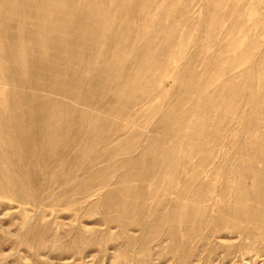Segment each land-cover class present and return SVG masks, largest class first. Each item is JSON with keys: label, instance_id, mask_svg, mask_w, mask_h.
<instances>
[{"label": "rangeland", "instance_id": "rangeland-1", "mask_svg": "<svg viewBox=\"0 0 264 264\" xmlns=\"http://www.w3.org/2000/svg\"><path fill=\"white\" fill-rule=\"evenodd\" d=\"M261 28L264 0H0V52L23 38L12 53L25 59V83L0 75V92L27 93L0 98V264H264V105H247L264 99ZM40 38L56 48L42 55ZM48 98L76 105L72 126L91 112L51 148L26 116ZM127 175L132 197L117 212Z\"/></svg>", "mask_w": 264, "mask_h": 264}, {"label": "bare ground", "instance_id": "bare-ground-1", "mask_svg": "<svg viewBox=\"0 0 264 264\" xmlns=\"http://www.w3.org/2000/svg\"><path fill=\"white\" fill-rule=\"evenodd\" d=\"M48 23L50 24V22H47L46 21V23H45L46 26L45 27H47L49 29L52 28L51 29L52 31L54 30L56 32H62L64 30L57 23H55V24L58 25L57 27H56L55 24L53 26L47 25ZM259 30H260V33L261 34L262 33L264 34V28H261ZM35 32L36 33H39V31L36 30V29H35ZM104 32H105V29H104ZM22 39L23 38H20V41L19 42L15 43V44H10L7 47V50L6 51L9 52V53H4L2 51L0 52V60H9L12 64H14V67L11 68V69H9V70H4L3 68H0V75L2 76V78L4 80H8L9 82H11L13 84L20 83L21 85H22V82L25 83V76H22L19 73L18 69L15 68V66L17 67L18 64L23 65V63H25V59H22L21 57H19L17 55H14L12 52H15V50H17L18 48H21L23 46L21 44V42H22L21 40ZM38 42H39V44H38L39 51L38 52H40L42 55H46L49 51L52 50V48H54V49L56 48L55 47L56 45H54V46L51 47L49 44H47L43 40V38H40V40ZM57 43H61L60 42V39H57ZM258 44H259V42H258ZM4 49H5V47H4ZM248 49H250V48H247L242 53V57H243V60L245 62H246V60L248 62L249 59H251V54H253ZM62 50H64V49H62V47H57V51H56L57 54L55 56L61 59V56L59 54H60V51H62ZM257 51L260 54L259 64H264V46H261V43L258 46ZM110 55H112V53ZM94 56L95 57H92L91 60H96L97 61V59L99 58L98 55L96 54ZM109 62H111V63L114 62V64H116L117 61L115 60V58L110 57ZM64 64L70 65V62L64 60ZM104 65L108 69L109 64H104ZM21 67H23V66H21ZM42 67L43 66H41V68ZM82 69L85 70V71H87V72H89L90 71V66H88V65L85 64V65H83ZM250 71L251 70H249V69L244 70L243 71L244 76H248ZM52 73L53 74H57V75H64V76L69 75L67 70H59L58 68H53L52 69ZM259 78H261V76H259ZM263 78H264V76L258 82V85H257V89L258 90L261 89V87L264 86L263 83H260ZM54 79H55V77L48 76V80L49 81H53ZM127 81H128V78L125 79L122 76H117L116 77L115 83L116 84H120V87H118V89H117V93H120V92H123L124 91V89H125V87L127 85H123L122 86V84H124ZM81 84H82V82L80 81V83H76L75 86L78 85L80 87ZM25 86L26 87L29 86L28 88H30L31 86H34L36 88H40L41 87V86L39 87L35 83L34 84L33 83L31 84L30 82H27V81H26ZM47 90L49 92H55V91H57V92H60L63 96H69V97H71L73 99V101H76L77 100V98L74 97V96H72L71 95V92L68 91L67 88H65V87L64 88H61L59 90H55L51 86V87L47 88ZM25 93H26V90L25 89L24 90L22 89L19 92H17V91L15 92V91H12V90H7L6 93L0 92V98L3 101H7L9 99L8 102H10L11 100L15 102L16 99L17 100H21V99L27 97V95H26L27 93L26 94ZM41 103L43 105L47 106V109L48 110L46 109L45 113H41L39 110L32 108V109L26 111V116H27V119L30 121L29 122L30 128L35 132L36 137L42 140V142L45 144V146L47 148H51L52 146H56L57 145L58 139H61L63 137V135L61 136L59 134V132H58V131H61L62 129L64 130V133L65 134L68 133V131H74V130H75V133L76 132L79 133L81 131H84L85 128L83 126V123L90 116L91 112H88V111L81 112L80 118H79L81 125L72 126V124H71L72 115H70V113H73L74 114V111L76 109V105L75 104H72V105H70L68 107H66L65 105H63L61 103H58L57 105H55L49 98L48 99L41 100ZM260 103L264 105V99H259V100H256V101L248 100V104L247 105H249V106L251 105L252 107L256 108V106H258ZM23 114H24V112L18 111L17 108H15L12 105L11 108L9 109V111H8V116H7V120H8L7 127L10 129L9 130L10 138H12L14 141H16L18 143V145L20 144L21 146L25 144L24 143L25 137H24V135H22V131H23L22 123H23V116H24ZM0 115H1V112H0ZM53 117L55 118V120L54 121H51L53 119ZM94 117H95V119L96 118L98 119L99 117H101V115L100 114H95ZM91 118H92V116H91ZM39 119L41 121L44 120L43 121V124H40L38 122ZM1 125L2 124H0V127H1ZM0 130H1V128H0ZM85 131H87V133H88V132H90V129L89 128H86ZM164 132H166V130ZM1 135H2V133L0 131V136ZM154 138L155 139H159L160 136L155 135ZM153 148H154V144H151V145H149L146 148V151L147 152H151V150H153ZM172 148H173V152H172L173 158L178 157L179 153L177 154V149H176V147L173 144H172V146H171L170 149H172ZM165 154L166 153L164 152V150H161L159 152V155L161 156V160H162L161 161V164L162 165H164L166 163V161L169 160L168 159L169 157L165 156ZM127 179H128V175L122 177V179L120 181H118L114 185V190L117 191V193L116 194H113V196H111V197H112V200L114 201L115 210L117 212H119L120 210H122L126 199H129V198L132 197L131 196V193L126 189V183L125 182L127 181Z\"/></svg>", "mask_w": 264, "mask_h": 264}]
</instances>
